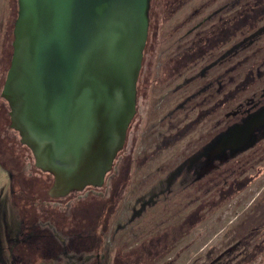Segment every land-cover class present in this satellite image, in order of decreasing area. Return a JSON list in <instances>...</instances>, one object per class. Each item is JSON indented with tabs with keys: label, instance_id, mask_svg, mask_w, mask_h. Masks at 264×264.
Segmentation results:
<instances>
[{
	"label": "rangeland",
	"instance_id": "1",
	"mask_svg": "<svg viewBox=\"0 0 264 264\" xmlns=\"http://www.w3.org/2000/svg\"><path fill=\"white\" fill-rule=\"evenodd\" d=\"M253 1L166 0L158 12L156 7L149 12L144 104L126 143L127 181L109 215L100 253L69 256L63 264H264V127L244 147L214 157L224 137L264 108V19L181 75L162 78L193 39ZM16 10V0H0V264H16L11 247L20 231L11 173L1 164L23 168L32 185L28 192L39 198L52 187L44 176L49 173L36 165L11 127L1 96ZM126 159L124 154L112 181L121 179ZM111 175L112 170L103 185ZM242 180L247 184L237 190ZM92 188L56 201V207L71 212L74 200L105 196V187Z\"/></svg>",
	"mask_w": 264,
	"mask_h": 264
},
{
	"label": "water",
	"instance_id": "2",
	"mask_svg": "<svg viewBox=\"0 0 264 264\" xmlns=\"http://www.w3.org/2000/svg\"><path fill=\"white\" fill-rule=\"evenodd\" d=\"M16 8L1 93L11 127L53 177L50 196L101 187L136 113L150 0H16ZM232 132L217 152L252 138L230 144Z\"/></svg>",
	"mask_w": 264,
	"mask_h": 264
},
{
	"label": "trees",
	"instance_id": "3",
	"mask_svg": "<svg viewBox=\"0 0 264 264\" xmlns=\"http://www.w3.org/2000/svg\"><path fill=\"white\" fill-rule=\"evenodd\" d=\"M166 2L165 0H150V8L149 12L152 10L159 11L161 3ZM157 13L155 14L156 17ZM16 18V14L12 17V23L9 24L11 26V32L13 29L14 20ZM264 19V0H254L250 6H246L237 12L233 18L225 20L221 29L224 30L223 34H220L221 31L217 32L216 38H218V44L223 45L227 42V31L236 30L235 33L239 32L241 34L244 30H251L256 26V23L262 21ZM156 21L155 25H153L154 30L156 29ZM150 24V20H149ZM152 28V21L151 27ZM11 36L13 34L11 33ZM13 38V37H12ZM147 44L145 49H147ZM203 48V47H202ZM201 48V49H202ZM199 48L194 49L191 52L192 60L203 54L205 51L209 49L203 48L202 51H198ZM146 54L143 55V63L142 68L139 73V77L145 75L144 68H146V64L144 63ZM182 63L184 60L179 58ZM175 64V63H174ZM139 80L137 82V90L140 89ZM141 97L139 98L136 104V113L134 118L132 119L129 128L126 133L125 143L123 148L118 152L117 158H115V165L112 168V175L108 179V183L102 185L101 187H93V190H102L104 187L105 196L101 194H92V197H85L82 200H74L70 202L71 212H67V207H56V201H64L70 200L69 196L72 197L74 192L69 193L64 197H60L58 199H54L48 195V192L51 187L47 188L44 192V197L39 198L36 194H32L28 192V190H32V185L27 184L25 182L26 178L22 174V169L16 170L14 167L9 166V164L2 163L6 170L11 173L12 177V189L13 195L16 199L19 210V218L22 222L21 224V232L23 233V239L28 236L35 235V239H32V242L29 243V239L25 240L20 244V249L16 248V252H20L22 255L27 251L25 245H33L35 251H33L34 260L43 259L44 261L52 262L54 264H63L66 262V257L76 256L82 257L84 255L93 253H100L104 234L107 231V222L110 213L113 210L116 202L120 199L122 195V190L124 189L125 183L127 181L128 175V156H129V148L126 147V143L128 141L131 142V138L133 136V128H135L136 124L139 121V113L142 110V101ZM9 110V108H8ZM136 123V124H135ZM135 125V126H134ZM129 142V143H130ZM130 145V144H129ZM126 154V169L122 170L121 179L117 181H112L113 177L119 174L118 164L122 159V156ZM119 161V162H118ZM46 178H49L50 186L53 184V177L50 174L44 175ZM45 180V179H43ZM112 181V182H110ZM247 180H242L237 185V190L244 187L247 183ZM27 185H29L27 187ZM222 195V193H220ZM228 192L223 193V197L221 199L227 197ZM92 198V199H91ZM26 200L32 203L34 207H38L39 211L36 213ZM31 228V229H30ZM54 233H58L59 237L63 239V242L58 241ZM18 250V251H17ZM33 250V249H32ZM19 254V253H18ZM92 264H98L97 261H92ZM16 264H19L17 261ZM114 264H122V262H115Z\"/></svg>",
	"mask_w": 264,
	"mask_h": 264
},
{
	"label": "flooded vegetation",
	"instance_id": "4",
	"mask_svg": "<svg viewBox=\"0 0 264 264\" xmlns=\"http://www.w3.org/2000/svg\"><path fill=\"white\" fill-rule=\"evenodd\" d=\"M166 1V0H165ZM248 6H250V5H248ZM240 10V9H239ZM239 10H237L233 15H231L229 18H227V19H225V20H228V19H230V18H233L234 17V15L237 13V12H239ZM225 20H223L221 23H219L218 24V26L215 28V29H213V30H211V31H209V32H205V33H203V34H201L202 36H200V37H196V39H193L192 41H191V44L185 49V50H183V51H181V53L180 54H178V56L176 57V58H174L173 60H171V65H170V67L168 68V73L167 72H165V74H163L162 75V78L163 79H165V80H168V79H171V78H173V76L175 75V76H179V75H181V73L182 72H185L192 64H195L196 62H198L199 60H201V59H203L204 57H206L209 53H211V52H215V51H218L220 48H222L225 44H227L228 42H230L231 40H232V36H234L235 37V35H237V33H239V32H237V33H235L236 32V30H234V29H232V30H230L231 32H229V31H227V42L225 43V44H223V45H220L219 46V44H218V38H216V36H217V32L220 30L221 31V33L220 34H223V31L224 30H222L221 29V26L223 25V22L225 21ZM235 31V32H234ZM205 48V49H209V50H207V51H205L203 54H200V56H198V58L197 59H195L194 61L192 60V57H191V52L194 50V49H197V48H199L198 49V51H202L203 50V48ZM202 48V49H201ZM179 58H182V60H184V63H182L181 62V60H178ZM142 63H143V60H142ZM175 63V64H174ZM141 68H142V66H141ZM173 69H174V71H173ZM141 71V70H140ZM138 80H139V86H140V89L139 90H137V93H136V104H137V102H138V100H139V98L141 97V101L143 102L142 104H144V101H143V97H142V88H141V86H142V76H141V78L139 77L138 78ZM162 80V79H161ZM249 80H251V76H250V74L248 75L247 74V82L249 81ZM3 86V85H2ZM143 106V105H142ZM142 109H143V107H142ZM264 110V108L263 109H260V110H258V112H256V113H254L252 116H250L249 118H247L245 121H244V123L242 124V125H240V126H238V127H234L235 129H237V128H239V127H241V126H243L247 121H249L251 118H253L254 116H257V115H259L262 111ZM141 112V111H140ZM264 127V125H262V126H260V127H258V128H256V129H254L253 131H252V138H253V135H255L254 134V131L255 130H258V129H260V128H263ZM234 130V129H233ZM251 138V139H252ZM250 139V140H251ZM249 140V141H250ZM247 144V143H246ZM245 144V145H246ZM244 145V146H245ZM243 146V147H244ZM242 148V147H241ZM217 149V148H216ZM216 149L214 150V157L216 156V157H218V154H220V153H223V152H225V151H228V150H230V149H232V148H227V149H225V150H223V151H219V152H217L216 151ZM233 150H236V149H233ZM11 180H12V177H11ZM13 191V190H12ZM13 198H14V196H13ZM16 204V203H15ZM18 221H19V224H20V231H19V234H18V239H17V241L12 245V247H11V249H12V251H11V255H12V257H13V259H15L16 260V263H17V261L19 262V264H48L47 262L48 261H44L42 258L41 259H37V260H34L35 258H34V255L32 254L33 253V251H35V249L34 248H36V247H33V245H25V247H26V249H27V251L26 252H24L22 255L20 254V252H16V248H18V249H20V242L22 243H24L25 242V240H28L29 241V243H31L32 242V239H35V235L33 236V235H31V236H28V237H26L25 239H23V233L21 232V224H22V222H21V220H20V218H19V213H18ZM31 229V228H30ZM54 236H55V238L59 241L60 240V242H63V239H61L60 237H59V235H58V233H54ZM16 247V248H15ZM33 249V250H32ZM18 251V250H17ZM13 264V263H12ZM52 264H54V263H52Z\"/></svg>",
	"mask_w": 264,
	"mask_h": 264
},
{
	"label": "bare ground",
	"instance_id": "5",
	"mask_svg": "<svg viewBox=\"0 0 264 264\" xmlns=\"http://www.w3.org/2000/svg\"><path fill=\"white\" fill-rule=\"evenodd\" d=\"M255 119H257L256 122H247L244 126H241L239 129L233 131L228 136L226 141H228L230 144H234V142L247 140L252 133L251 130L253 128V125H255L257 121L264 122V110L258 116H256Z\"/></svg>",
	"mask_w": 264,
	"mask_h": 264
}]
</instances>
